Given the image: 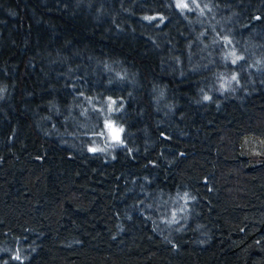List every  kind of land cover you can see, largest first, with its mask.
Instances as JSON below:
<instances>
[{
	"label": "trees",
	"instance_id": "obj_1",
	"mask_svg": "<svg viewBox=\"0 0 264 264\" xmlns=\"http://www.w3.org/2000/svg\"><path fill=\"white\" fill-rule=\"evenodd\" d=\"M0 264H264V0H0Z\"/></svg>",
	"mask_w": 264,
	"mask_h": 264
},
{
	"label": "rangeland",
	"instance_id": "obj_2",
	"mask_svg": "<svg viewBox=\"0 0 264 264\" xmlns=\"http://www.w3.org/2000/svg\"><path fill=\"white\" fill-rule=\"evenodd\" d=\"M105 130L107 134L99 132L92 136H94V147L105 155H108V153L111 154L114 149L120 146L122 140H120L119 125L115 121L106 120Z\"/></svg>",
	"mask_w": 264,
	"mask_h": 264
},
{
	"label": "snow or ice",
	"instance_id": "obj_3",
	"mask_svg": "<svg viewBox=\"0 0 264 264\" xmlns=\"http://www.w3.org/2000/svg\"><path fill=\"white\" fill-rule=\"evenodd\" d=\"M177 6L178 7H182V8H187L188 7V5L186 3H179ZM233 79H235V77H233ZM17 259H19V257H17Z\"/></svg>",
	"mask_w": 264,
	"mask_h": 264
}]
</instances>
